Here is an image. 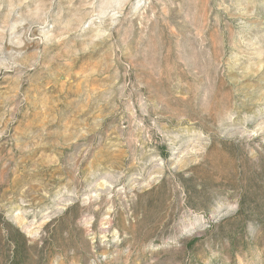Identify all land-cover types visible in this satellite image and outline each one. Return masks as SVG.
Here are the masks:
<instances>
[{"label":"rangeland","instance_id":"obj_1","mask_svg":"<svg viewBox=\"0 0 264 264\" xmlns=\"http://www.w3.org/2000/svg\"><path fill=\"white\" fill-rule=\"evenodd\" d=\"M0 264H264V0H0Z\"/></svg>","mask_w":264,"mask_h":264}]
</instances>
